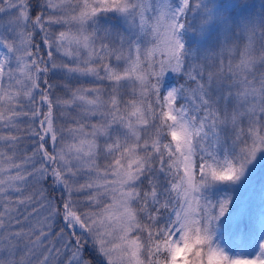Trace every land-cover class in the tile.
<instances>
[{
  "label": "snow or ice",
  "instance_id": "snow-or-ice-1",
  "mask_svg": "<svg viewBox=\"0 0 264 264\" xmlns=\"http://www.w3.org/2000/svg\"><path fill=\"white\" fill-rule=\"evenodd\" d=\"M254 8L0 0V264H264Z\"/></svg>",
  "mask_w": 264,
  "mask_h": 264
},
{
  "label": "rangeland",
  "instance_id": "rangeland-1",
  "mask_svg": "<svg viewBox=\"0 0 264 264\" xmlns=\"http://www.w3.org/2000/svg\"><path fill=\"white\" fill-rule=\"evenodd\" d=\"M217 2L223 3L225 5H231L233 3H236L237 0H217ZM246 2L249 5H254L256 9L259 11L261 0H248V1L246 0ZM229 11L235 14L236 12H238V9L229 8ZM263 172H264V169H258L255 175L253 176L252 186H253L254 191L257 193L259 192V189L261 186L259 183V177L263 174Z\"/></svg>",
  "mask_w": 264,
  "mask_h": 264
},
{
  "label": "trees",
  "instance_id": "trees-1",
  "mask_svg": "<svg viewBox=\"0 0 264 264\" xmlns=\"http://www.w3.org/2000/svg\"><path fill=\"white\" fill-rule=\"evenodd\" d=\"M248 1V0H247ZM254 11H258L257 9H256V7L254 8ZM259 183H260V185L262 184V183H264V172H263V174L259 177Z\"/></svg>",
  "mask_w": 264,
  "mask_h": 264
}]
</instances>
